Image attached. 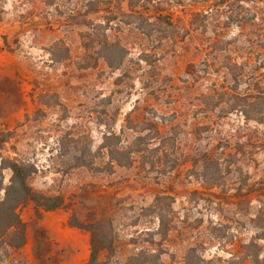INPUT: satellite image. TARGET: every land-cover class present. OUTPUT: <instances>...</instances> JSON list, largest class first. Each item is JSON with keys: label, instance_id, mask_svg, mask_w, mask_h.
Returning a JSON list of instances; mask_svg holds the SVG:
<instances>
[{"label": "rangeland", "instance_id": "1", "mask_svg": "<svg viewBox=\"0 0 264 264\" xmlns=\"http://www.w3.org/2000/svg\"><path fill=\"white\" fill-rule=\"evenodd\" d=\"M0 10L2 155L33 166L29 185L67 205L39 218L22 208L26 244L0 250V264H86L90 233L71 216L110 232L100 264L141 251L229 264L252 241L264 252V0ZM116 147L136 151L131 166L111 162Z\"/></svg>", "mask_w": 264, "mask_h": 264}, {"label": "trees", "instance_id": "2", "mask_svg": "<svg viewBox=\"0 0 264 264\" xmlns=\"http://www.w3.org/2000/svg\"><path fill=\"white\" fill-rule=\"evenodd\" d=\"M1 16L0 10V21ZM4 136L0 133V191H4L3 199L0 201V250L8 252L19 251L26 244V225L19 214L22 208L31 205L39 218L43 213L65 210L67 205L62 196H46L29 185L28 180L36 174L33 166L3 157V143L6 142ZM140 140L141 138L137 139L136 143ZM134 152L136 151L116 147L109 151L110 160L123 166L120 158H124L126 166H131L133 163L131 155ZM5 170L11 172V177L8 185L3 187L2 178ZM67 225L90 233V256L86 264H100L99 253L112 250L113 239L110 232L102 230L98 223L82 225L71 216ZM241 250V254L232 256L233 260L229 264H264V252L257 242L252 241L243 245ZM126 264H162L161 254L141 251L128 258Z\"/></svg>", "mask_w": 264, "mask_h": 264}]
</instances>
